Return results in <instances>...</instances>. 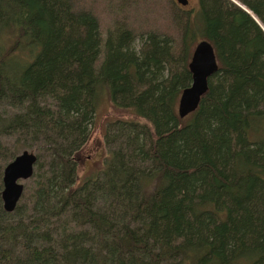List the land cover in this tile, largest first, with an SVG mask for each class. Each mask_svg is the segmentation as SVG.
<instances>
[{"label": "trees", "instance_id": "16d2710c", "mask_svg": "<svg viewBox=\"0 0 264 264\" xmlns=\"http://www.w3.org/2000/svg\"><path fill=\"white\" fill-rule=\"evenodd\" d=\"M236 1L264 27V0ZM199 4L178 39H103L71 0H0V136L37 145L28 203L0 198V264H264V33ZM200 38L218 71L180 119ZM103 96L136 119L106 123L102 168L79 180Z\"/></svg>", "mask_w": 264, "mask_h": 264}, {"label": "rangeland", "instance_id": "374dc122", "mask_svg": "<svg viewBox=\"0 0 264 264\" xmlns=\"http://www.w3.org/2000/svg\"><path fill=\"white\" fill-rule=\"evenodd\" d=\"M76 12L91 13L97 20L102 38L116 25L124 24L136 34L154 31L168 37L178 39L181 28L185 22L187 13L195 14L200 9L199 0H187L186 6L174 2V0H71ZM233 6L248 14L264 33V27L236 0H226ZM202 38L199 39V41ZM138 43V42H137ZM0 112H8L7 107H0ZM132 112L119 110L111 106L107 96H103L85 148L81 152L78 168V178L94 174L102 168V161L108 155V148L104 142L105 125L109 121L123 119H136ZM35 143L29 140L19 139L18 136H0V192L2 190L3 169L23 151L35 154ZM24 187L20 204L28 203L32 192L34 178L20 181Z\"/></svg>", "mask_w": 264, "mask_h": 264}, {"label": "water", "instance_id": "95a60500", "mask_svg": "<svg viewBox=\"0 0 264 264\" xmlns=\"http://www.w3.org/2000/svg\"><path fill=\"white\" fill-rule=\"evenodd\" d=\"M174 2L183 7L188 4L187 0ZM187 69L191 75V83L179 96L177 114L180 119L186 118L198 109L202 97L208 91V80L218 71V62L209 42L201 40L195 45ZM36 161L35 154L23 151L3 169L0 198L5 212L12 213L15 210L24 189L19 182L32 177Z\"/></svg>", "mask_w": 264, "mask_h": 264}]
</instances>
